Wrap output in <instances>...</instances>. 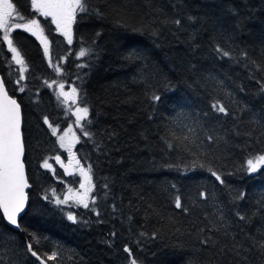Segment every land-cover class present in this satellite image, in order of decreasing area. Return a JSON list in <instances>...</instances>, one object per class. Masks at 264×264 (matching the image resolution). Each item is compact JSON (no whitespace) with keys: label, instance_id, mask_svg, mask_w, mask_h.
<instances>
[{"label":"trees","instance_id":"1","mask_svg":"<svg viewBox=\"0 0 264 264\" xmlns=\"http://www.w3.org/2000/svg\"><path fill=\"white\" fill-rule=\"evenodd\" d=\"M86 7L71 43L44 22L47 54L37 36L13 31L27 65L19 84L0 29V73L23 108L30 182L20 229L0 209V264H41L29 244L44 258L56 252L49 264H264V166L247 171L264 155V0ZM55 79L73 84L89 109L73 145L91 166L89 208L55 203L78 186L53 158L66 151L52 128L73 121Z\"/></svg>","mask_w":264,"mask_h":264},{"label":"snow or ice","instance_id":"2","mask_svg":"<svg viewBox=\"0 0 264 264\" xmlns=\"http://www.w3.org/2000/svg\"><path fill=\"white\" fill-rule=\"evenodd\" d=\"M87 0H31V6L39 11L44 17H51L52 21L56 24L57 29L60 30L64 36L67 37L68 42L71 43L73 36L71 31V26L76 19L77 13L87 12ZM16 12L14 4L11 0H0V29H4L3 40L7 41V47L12 55V61L16 65H19V72L23 73L24 59L21 53L16 47L13 46V41L10 36V32L14 29H26L28 32H32L33 35H40L42 42L44 43V52L47 54L49 52V46L47 39L42 36L43 29L40 28L39 21L36 19L30 20L27 24L16 23L10 25V19H22L18 14L14 17L13 14ZM179 24L180 21H175ZM33 29L36 31L34 32ZM87 50H81L80 55H86ZM224 56H229L228 52H223ZM51 63V59H49ZM56 70L60 71L59 65L56 66ZM24 77L21 75L20 79L15 81L19 84ZM55 83V81H53ZM59 94L57 95V100L62 103H67L69 99L75 102V97L78 95L76 88L72 89L71 95L64 91V84L59 85ZM20 92H24L23 87L19 88ZM153 99H159V97H153ZM212 107L220 113H226L227 109L222 104H214ZM89 114V109L87 107L77 108V123L84 120ZM47 122V118H45ZM51 127V125H49ZM57 131L56 128H52L53 134ZM84 136H89V132L84 131L82 133ZM209 140L213 137L209 136ZM61 146H66L64 144V137L60 138ZM68 150L71 151V146L67 145ZM24 154V146L22 142L21 133V113L20 104L17 103L15 99L8 96L7 91L4 86V79L0 77V208L3 209V215L8 222L12 225H18L17 216L24 209L25 203L27 201V194L24 189L28 186L25 177V166L22 160ZM59 160V157L56 158ZM247 171L250 173H256L261 166H264V155H259L253 159L247 160ZM44 168L51 169V165L47 160L44 161ZM91 166L85 171L82 167L80 169V174L84 176L85 180L89 182V187L85 189L84 184H80V188L85 189L83 195H77L72 197L73 203L77 205H82L84 208H89L88 197L92 187L91 184ZM219 183L223 184V179L216 173H213ZM71 191V190H69ZM201 197L207 199L206 193H200ZM47 198V197H46ZM68 197L61 200L56 199L55 203L57 205L69 203ZM94 203V200H93ZM176 207H182L180 198H176ZM187 211V209H184ZM243 219V217H241ZM67 219L73 222H77V217L71 212L68 213ZM115 235V233H113ZM264 247V244L261 245ZM29 250L33 256H37L36 251L32 250V245H28ZM125 252L129 253L131 257V249L125 247ZM57 257L56 252H52L51 256H47L43 259L42 264H47V260H55ZM131 264H137L134 258L131 259Z\"/></svg>","mask_w":264,"mask_h":264},{"label":"rangeland","instance_id":"3","mask_svg":"<svg viewBox=\"0 0 264 264\" xmlns=\"http://www.w3.org/2000/svg\"><path fill=\"white\" fill-rule=\"evenodd\" d=\"M17 8V6L15 7V9ZM31 13H28V14H23L20 9H16V12L13 14V16L15 17L17 14L22 17V19H10L9 23L10 25L12 24H16V23H21V24H27L30 20H33V19H36L39 21V25H40V28L43 29V33H42V36L44 38L47 39V33H46V28L44 26V22L49 21L51 24V20L50 19H45L44 16L39 12L37 11L34 7L31 6ZM23 29V28H22ZM73 29V24L71 26V31ZM15 30V29H14ZM12 30L10 32V36H11V39L13 41V37H12V33L13 31ZM26 30V29H25ZM2 33L4 34V29H1ZM27 31V30H26ZM33 31L35 32L36 30L33 29ZM28 32V31H27ZM54 32L59 34V35H63V33L57 29V26L54 25ZM32 33V32H31ZM37 37H41L40 35H36ZM66 37V36H65ZM67 38V37H66ZM42 41V39H41ZM47 42H48V39H47ZM6 43V46H7V41H5ZM13 46L16 47L18 49V51L21 53V51L19 50V48L15 45L14 41H13ZM48 46H49V42H48ZM12 54V53H11ZM13 55V54H12ZM80 55V54H79ZM21 56L23 57L22 53H21ZM24 59V57H23ZM56 65V64H55ZM19 66V65H18ZM20 67V66H19ZM26 62H25V59H24V68L25 70L23 71V73L21 74L23 77H25V71H26ZM61 71V70H60ZM59 71V73H60ZM53 81H55V83H53ZM50 82V85H51V88L52 90L56 91L57 94H59V85L60 84H64V91L65 92H68L70 95H71V92H72V89L73 88H76L73 84H69L66 82V80H59V79H55ZM77 89V88H76ZM78 91V89H77ZM67 106L70 108L72 114H73V121H72V124L70 126H68L67 128H65L64 130H57L56 133H57V136H58V142H59V147H60V150L61 151H66V157L63 159L64 157V153H61V152H58L53 158L57 161V157H59V159H63L64 161H66L68 164V160H76V159H79L76 154L74 153V150H73V145L77 142V140L79 139V132L81 130V126H82V121H80V123H77V115H76V109L79 107V108H82L79 104H78V95L75 97V102H73L72 99H69L68 102L66 103ZM81 132V131H80ZM64 137V144L66 146H61V140L60 138L61 137ZM67 145H70L71 146V151L68 150V147ZM48 163L51 165V164H54L55 165V161L51 160V159H48L47 160ZM53 161V162H52ZM71 164L74 165V169H73V172L72 173H69V175H74L76 176L77 178V181H78V186L74 187L71 189V191H69L64 199L66 197L70 198L69 199V203L67 204H70L72 205V208L75 207L76 203H73L72 201V197H76L78 194L79 195H83L84 194V191L85 189H87L89 187V182L85 180L84 176H82L80 174V169H81V166L83 167V169L85 171H87L89 169L88 165L87 164H84L82 163V161H80L78 164H74L73 162H71ZM72 165V166H73ZM80 184H84L85 185V189H82L80 188ZM91 184L94 186L93 182L91 181ZM93 190H94V187L91 188L90 190V193H89V197H88V202L90 203L91 200L93 199Z\"/></svg>","mask_w":264,"mask_h":264},{"label":"water","instance_id":"4","mask_svg":"<svg viewBox=\"0 0 264 264\" xmlns=\"http://www.w3.org/2000/svg\"><path fill=\"white\" fill-rule=\"evenodd\" d=\"M41 39V38H40ZM0 77H2L3 79H4V77H3V75L0 73ZM4 86H5V90L7 91V94H8V96L9 97H11L12 99H15L16 101H17V103H19L20 104V113H21V133H22V142H23V146H24V154H23V157H22V160H23V162H24V166H25V177H26V180H27V187L24 189V191H25V193L27 194V201H26V203H25V207H24V209L18 214V216H17V221H18V225H19V227H17L16 225H12L10 222H8L7 220H6V218H5V220H6V222L11 226V227H13V228H15V229H20L21 228V226H20V220H21V218L23 217V215L26 213V211H27V207H28V204H29V186H30V182H29V175H28V168H27V164H26V161H25V155H26V148H25V139H24V131H23V125H24V114H23V108H22V105H21V103L19 102V100H18V98L16 97V96H14V95H12L10 92H9V89H8V87H7V85H6V83H5V80H4ZM257 173V172H256ZM256 173H252V174H256ZM1 209V212H2V214H3V209L2 208H0ZM4 216V215H3ZM31 251V250H30ZM37 253V252H36ZM38 254V253H37ZM38 261H39V263H41L42 264V261H43V259H44V257L43 256H41L40 254H38V257H40V259H38L37 258V256H34ZM47 264H49V262H48V260H47Z\"/></svg>","mask_w":264,"mask_h":264},{"label":"flooded vegetation","instance_id":"5","mask_svg":"<svg viewBox=\"0 0 264 264\" xmlns=\"http://www.w3.org/2000/svg\"><path fill=\"white\" fill-rule=\"evenodd\" d=\"M26 1H27V7H26ZM11 2L14 4V6L16 7L17 6V8L18 9H20V7L23 5H25V7H26V9H27V14L28 13H31L32 11H31V0H11ZM17 2H18V4H17ZM20 2H23L24 4H21ZM20 3V4H19ZM16 8V9H17ZM20 11L23 13V10H21L20 9ZM45 19H50L51 20V22H52V24H51V26L52 27H54V25H56L53 21H52V18L51 17H44ZM47 21V20H46ZM46 23V22H45ZM16 30H18V31H22V32H27L25 29H22V28H20V29H15L14 31H16ZM28 33H30V34H32L33 35V33H31V32H28ZM36 36V35H35ZM38 38H40V37H38ZM66 157V153L64 154V157H63V159ZM63 159H59V163H58V165L61 167V166H64L65 167V169H66V171L68 172V175H69V173H72L73 172V169H74V165L73 164H71V162H73L74 164H78L81 160L80 159H76V160H68V162H69V164L66 162V161H64ZM73 165V166H72ZM82 167V166H81ZM83 168V167H82ZM73 175V174H72Z\"/></svg>","mask_w":264,"mask_h":264}]
</instances>
